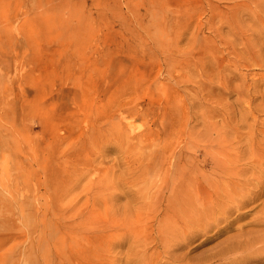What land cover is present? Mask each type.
I'll return each instance as SVG.
<instances>
[{
  "label": "rangeland",
  "instance_id": "rangeland-1",
  "mask_svg": "<svg viewBox=\"0 0 264 264\" xmlns=\"http://www.w3.org/2000/svg\"><path fill=\"white\" fill-rule=\"evenodd\" d=\"M252 138L264 149V0H0V264H137L108 221L143 213V177L170 156L211 177L220 154L258 185ZM263 206L190 256L261 228Z\"/></svg>",
  "mask_w": 264,
  "mask_h": 264
},
{
  "label": "bare ground",
  "instance_id": "bare-ground-1",
  "mask_svg": "<svg viewBox=\"0 0 264 264\" xmlns=\"http://www.w3.org/2000/svg\"><path fill=\"white\" fill-rule=\"evenodd\" d=\"M126 130L127 128L124 132ZM122 138L137 137L126 134ZM249 144L253 164L261 168L264 163V149L255 142V138L250 139ZM190 148L191 146L187 145L186 152L182 154L185 161L189 159L187 153ZM223 158L220 154H215V170L211 177L190 175L191 172L185 176L176 175L174 156L169 157V166L166 174L162 175L161 182L148 179L147 175L143 177L141 184L138 185L140 197L146 200L143 213L137 214L136 221L135 218L131 219L125 215L113 216L108 221V228H115L121 224L130 229L135 242L142 247L132 258L137 264H200L203 260L196 257L200 254L190 256V253L198 246L232 230L236 221L256 207L243 210L264 194V185H261L264 183V175L255 176L259 184H253L254 178L243 177L247 167L243 165L239 167L238 158L219 162ZM138 180L135 175L127 179L128 183L135 186ZM153 188L155 191L152 195ZM203 193L207 195L204 196ZM151 200L154 201L152 206ZM235 212L233 218H230ZM151 222L158 223V232L155 235L151 234ZM247 224L258 225L261 228L250 230L249 233L239 229L235 235L226 236L223 242L213 246L207 255H204L205 261L208 264H263L264 206ZM144 233L148 235L142 237ZM199 237L203 239L192 245ZM98 239L99 235L92 233L86 249L96 247ZM45 244L46 241L42 240L41 245ZM158 246L164 248L166 256L152 261L153 255L158 253ZM204 253L205 251L201 252L202 255ZM84 255L91 258L93 251L87 250L79 257H85Z\"/></svg>",
  "mask_w": 264,
  "mask_h": 264
}]
</instances>
